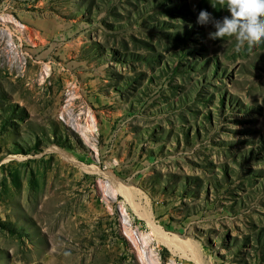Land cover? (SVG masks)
<instances>
[{
	"label": "rangeland",
	"instance_id": "374dc122",
	"mask_svg": "<svg viewBox=\"0 0 264 264\" xmlns=\"http://www.w3.org/2000/svg\"><path fill=\"white\" fill-rule=\"evenodd\" d=\"M202 9L0 0V264H264V43Z\"/></svg>",
	"mask_w": 264,
	"mask_h": 264
},
{
	"label": "clouds",
	"instance_id": "9594fccd",
	"mask_svg": "<svg viewBox=\"0 0 264 264\" xmlns=\"http://www.w3.org/2000/svg\"><path fill=\"white\" fill-rule=\"evenodd\" d=\"M229 15L216 19L207 10H200L197 23L211 24L215 31L209 38L222 40L235 37V51L245 46L249 49L264 43V0H217Z\"/></svg>",
	"mask_w": 264,
	"mask_h": 264
},
{
	"label": "bare ground",
	"instance_id": "6f19581e",
	"mask_svg": "<svg viewBox=\"0 0 264 264\" xmlns=\"http://www.w3.org/2000/svg\"><path fill=\"white\" fill-rule=\"evenodd\" d=\"M31 88V87H30ZM84 169H86V170H88V171H94V170H97L98 171V169L97 168H95V167H92V166H90V167H84ZM158 232H160V234H161V236L163 237V239H164V235H162V233H161V231L160 230H158V229H156ZM134 237V236H133ZM162 239V241H166L167 239H164L163 240ZM141 260H142V258H141ZM144 262V261H143Z\"/></svg>",
	"mask_w": 264,
	"mask_h": 264
}]
</instances>
